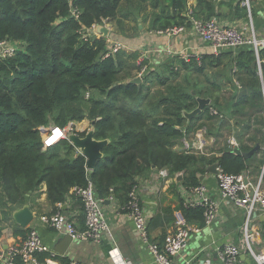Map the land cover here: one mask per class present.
Instances as JSON below:
<instances>
[{
    "label": "trees",
    "instance_id": "16d2710c",
    "mask_svg": "<svg viewBox=\"0 0 264 264\" xmlns=\"http://www.w3.org/2000/svg\"><path fill=\"white\" fill-rule=\"evenodd\" d=\"M216 1L196 0L192 17H220ZM123 2L135 11L147 2L152 10H159L150 19L153 32L183 26L188 21L187 9L180 0H174L172 7L168 6L170 0H0V41L21 44L12 58L0 59V235L3 223H10L14 237H26L29 229H21L10 220L11 212L26 205L42 185L55 207L68 199H77L81 204L73 190L91 183L102 205L113 197L118 212L125 214L123 208L130 192L139 179L153 172L166 169L172 177L183 172L181 184L187 189L200 184L197 175L214 164L231 175L251 169L249 159L226 148L218 157H206L174 147L200 128L197 123L218 119L210 116L206 107L188 122L182 114L196 108V98L210 99L212 107L219 106L223 120L218 123L227 119L240 127L234 139L242 153L261 144L264 90L254 51L206 54L199 65L167 59L157 69H147L139 84H123L140 69L136 63L139 55L124 51L109 54L106 39L89 35L93 25L105 21L114 22L127 38L123 21L118 19ZM227 2L229 7L235 3L240 16L246 15L247 8L239 7L245 0ZM73 10L77 17L70 14ZM258 58L264 63V50L259 51ZM224 60L227 63L222 73L230 96L221 106L214 96L220 90L215 73L209 79L207 70ZM233 67L235 73L230 69ZM178 70L184 71L189 89L153 93L152 84L159 81V88L169 87L171 77L180 76ZM84 120L93 123L95 140L108 141L92 170H87L86 159L66 139L45 149L42 144L44 129L50 125L65 128ZM76 134L84 137L86 132ZM245 142L253 145L248 147ZM180 212L188 225L204 228L201 208L181 207Z\"/></svg>",
    "mask_w": 264,
    "mask_h": 264
},
{
    "label": "crops",
    "instance_id": "0c3cea01",
    "mask_svg": "<svg viewBox=\"0 0 264 264\" xmlns=\"http://www.w3.org/2000/svg\"><path fill=\"white\" fill-rule=\"evenodd\" d=\"M192 6V0H187L188 9H191ZM214 6L216 11L220 13V17L217 19L222 24L235 27L247 38H254L257 41V51L264 47V44L261 43L264 39L263 0H245V2L240 4L239 7L245 6L247 8L245 16H240V13L235 11V3L229 7L227 0H217ZM131 12H134V15H132L135 18L136 25L135 31L130 30L129 33H126L128 35L127 38L119 32L114 33L112 27L109 25L110 22H103L101 24L109 29V35L106 38L107 43L121 41L125 47L123 51L128 54L137 53L139 55L138 58H143L142 64H144L145 68L154 70V68L157 69L166 62L159 59V56L155 52L163 47H171L178 52H189L202 56L211 53L208 45L191 28H188L185 34L170 39L150 30V19L159 10H152L149 2L142 5L140 9L136 11L133 9V11L128 13ZM139 21L141 23H138ZM139 24L141 25L140 29L138 28ZM250 49L256 55L253 46H244L239 48V50L232 51L235 55L236 52ZM227 52L223 50L218 55H223ZM226 63L227 61L224 60L221 65L214 69L216 85L220 88V90L215 91L214 96L216 95L215 98H217V102L221 106L230 96L229 85L222 73L226 67ZM230 69H232L233 73L236 72L234 67ZM258 75L260 76V71H258ZM133 76L134 78L136 77L135 71L132 72ZM232 81L236 88L240 90L241 86L237 83L238 81L235 76L232 77ZM209 106H212L211 102ZM218 107L213 108L218 112ZM220 120H223V116L221 119H218V121ZM218 121H201L197 123V126H200V128L195 132L194 140L192 139L190 143L191 145L194 142L195 146L201 144L203 150H206L205 154L208 155L206 157L220 156V151L225 148L228 149L229 140L234 139L236 133H239L240 127L235 126L234 121L228 122L227 119L224 120V123H218ZM228 126H231V132L228 131ZM75 128L78 133H82L88 127L83 124L82 127L75 126ZM209 130L211 133L213 131V135ZM258 139L260 140V137ZM186 140L187 138L182 139L180 143L185 145L187 144ZM245 145L251 147L253 144L251 142H245ZM258 146L259 150L254 153L248 162L253 178H258L264 169L263 138H261V144H258ZM178 150L182 151L181 149ZM76 153L78 154L77 151ZM199 182L207 187L212 199L218 204L216 220L210 226L202 228L200 233L190 237L185 250L173 258V264H204L206 261H210L212 264H221L216 255V250L225 244L238 245L240 247V257H244V259L240 258L241 261L249 264L253 259L247 252L244 239L246 227L244 211L236 208L228 200L220 199L215 175L211 174L208 170L201 175ZM137 187L140 205L148 221V241L151 244L162 246L166 235L173 230L174 214L181 211L180 191L183 189V185L181 182H176L174 176L169 175L165 179L159 177L156 171L147 178L139 179ZM45 191L46 187L42 185L29 197L26 205H28L34 217L29 226L35 227L45 248L54 251V245L62 241L61 239L64 234L56 233L51 228L37 223L36 218L41 215L49 216L59 210L62 216L73 223L76 229L81 230L84 227V216L81 204L78 203L77 199H68L64 204H59L54 207L48 201ZM102 209L110 230V237H106L100 245L72 240L71 245L64 255L61 256L54 251L56 257L52 259V264H70L71 262H76L77 264H155L148 248L139 239L132 221L128 216L118 212L117 203L106 201L102 205ZM13 211L11 212L10 219L12 221ZM8 224L3 223L4 229L0 235V252L23 239L22 237H14L12 235L11 225L10 223ZM247 229L255 238L253 251L257 253L264 248V213L260 212L252 216L247 224ZM47 259V253L39 255L41 264H46L45 261Z\"/></svg>",
    "mask_w": 264,
    "mask_h": 264
},
{
    "label": "built area",
    "instance_id": "2783aa9c",
    "mask_svg": "<svg viewBox=\"0 0 264 264\" xmlns=\"http://www.w3.org/2000/svg\"><path fill=\"white\" fill-rule=\"evenodd\" d=\"M70 14L77 17L76 10L71 11ZM185 15L188 18L185 25L168 28L164 31H157L155 33L170 39L185 34L187 29L191 28L195 34L208 45L211 54L214 56H217L223 50H236L244 46H253L255 52H257V41L254 38L251 39L245 37L235 27L224 25L215 17L208 20L195 19L192 17V10L188 9V7ZM94 26L95 25L92 26L89 35H94ZM261 43L264 44V39ZM20 46L21 44L19 43L0 41V59L4 60L12 58L20 49ZM124 48L125 47L121 42H111L109 54L114 55L119 51H123ZM155 52L162 61H166L167 59H177L185 64H188L191 61L196 62L198 65L201 63L202 55L189 52H178L171 47H163ZM136 63L140 68L136 73V77L143 78L147 73V68L142 66L143 58H138ZM176 68L177 67L175 66L174 69L176 70ZM208 107L210 116L217 117L218 119L222 118V115L214 108H211L210 106ZM87 131L88 129H86L85 132ZM56 132L61 134L59 140L66 139V135L70 132L74 134L78 133L74 129L73 124L68 125L65 128H57L55 126L53 128V126H49L44 129V134L42 135L44 149L52 146L50 138ZM236 148L237 143L235 142V139L232 138L229 140L228 150L233 151ZM184 150L188 152H199L201 155L208 156L203 152L201 144L195 146L194 142L191 145L186 144ZM216 171L215 178L220 199L228 200L236 208L241 209L245 213L246 227L244 231V239L247 252L255 264H264V248L257 253L253 251L255 238L247 229V224L252 216L259 212L264 213V169L258 178H253L250 170H246L238 175L226 174L218 167ZM158 176L165 179L169 177V173L166 169H162L158 171ZM73 192L74 195L80 199L82 204L84 216L83 229H76L73 223L63 217L59 210L49 216L41 215L37 217L36 222L51 228L56 233L70 236L73 241L100 245L106 237H110V230L102 209L103 201L95 197L91 183L85 188L74 189ZM180 198L182 208L202 209L204 227L210 226L216 220L218 204L212 199L209 190L203 184H198L195 187L187 189L183 188L180 191ZM108 201L114 202V198L110 197ZM123 210L127 211L124 215L128 216L132 221L139 239L148 248L155 264H173V258L185 250L190 237L201 232L200 228L188 225L183 219L181 212H177L174 214L173 230L166 235L162 246L149 243L147 234L148 221L140 205L138 187H134L130 192L129 202ZM42 253H47L48 255V259L45 263L52 264V259L56 257V253L52 250H47L35 227L29 226V231L24 239L8 246L6 250H1L0 264H41L39 261V255ZM216 255L221 264H243L240 259V247L238 245L225 244L216 250ZM70 264L77 263L71 262ZM204 264L212 263L206 261Z\"/></svg>",
    "mask_w": 264,
    "mask_h": 264
},
{
    "label": "water",
    "instance_id": "95a60500",
    "mask_svg": "<svg viewBox=\"0 0 264 264\" xmlns=\"http://www.w3.org/2000/svg\"><path fill=\"white\" fill-rule=\"evenodd\" d=\"M182 3V6L187 9V0H180ZM174 0H170L168 3L169 7H172ZM193 6L196 4V0H192ZM138 28H141V25H138ZM93 34L96 36H100L104 39L108 38L109 35V29L104 27L102 24H96L93 29ZM264 47L258 49L256 52V57L258 61V68L260 71V77L263 84L264 89V63L261 62L258 58V52L262 51ZM141 82V78L135 77L132 79H128L123 82V84H139ZM210 99H202V98H196L197 106L196 108L191 112H183L182 116L189 122L191 119L196 117L197 115L201 114L203 110L210 105ZM69 125H72L70 123ZM53 126V125H50ZM54 128V126H53ZM94 133V127L93 123L89 130L86 132L84 137H79L77 134L74 133H68L66 135V140L69 142L71 146L74 147V149L78 152L79 155L84 157L86 159V168L87 170H92L94 167L96 161L100 160L103 156L102 149L108 144V141L101 140L97 141L93 138ZM259 150V146L256 145L250 152L248 153H242L237 148L233 150V153L237 156L242 157L245 160L250 159L254 153H256ZM217 165L214 164L208 168V171L216 175L217 171ZM183 172H180L175 175V181L181 182L183 179ZM198 179H201V175H197ZM260 213V212H259ZM262 213V212H261ZM12 219L15 222V224L20 227L21 229H27L31 222L33 221L34 217L32 213L29 210L28 205H24L19 209H16L12 213ZM62 241L57 242L56 245H54L53 250L58 253L59 255H64L68 247L71 245L72 239L68 235H63ZM241 259H244L243 256L240 257Z\"/></svg>",
    "mask_w": 264,
    "mask_h": 264
},
{
    "label": "rangeland",
    "instance_id": "374dc122",
    "mask_svg": "<svg viewBox=\"0 0 264 264\" xmlns=\"http://www.w3.org/2000/svg\"><path fill=\"white\" fill-rule=\"evenodd\" d=\"M132 5H128V3H126V2H123L122 4H121V7H120V13L118 14V19L120 20V21H123V24H124V26H123V29H125V31H126V33L128 32H130V30L131 31H135V25H136V21H135V18H134V12H131L133 15H131V13L130 14H128V12H130V11H133V8L134 7H131ZM126 9H127V11H126ZM140 20V19H139ZM138 23H141V21H139ZM111 27H112V30H113V32L114 33H117V32H119V29H118V27L116 26V24L114 23V22H110V24H109ZM128 30V31H127ZM178 71H180V70H178ZM175 72V71H174ZM214 73H215V70L214 69H209V70H207V75H208V77H209V79H211V77L212 76H214ZM184 76H185V74H184V71H180V76H178L177 77V79L175 78V77H171V79H170V82L172 83V85H170L169 87H163V88H159L158 87V84H159V81L157 82H155V84L153 85H151V88L153 87V93L154 94H157V93H159V92H161V93H165L166 92V90H168V89H170V88H172V89H178V88H184V89H189V86L188 85H186L185 84V81H184ZM201 80L204 82L205 80H204V78H201ZM210 81H212V80H210ZM193 83L191 82V85H192ZM177 88H176V87ZM179 86V87H178ZM180 88V89H181ZM211 92V91H210ZM87 96H88V93H86L85 94V98L87 99ZM215 97H216V95H215ZM211 101V100H210ZM212 107V106H211ZM213 108V107H212ZM214 117V116H213ZM217 119V118H216ZM218 120V119H217ZM214 121V120H213ZM212 121V122H213ZM73 125H75L76 127H82V125L83 124H85L86 125V127H88L87 129L89 130V128L91 127V125H90V122L88 121V120H84V121H82V122H80V123H76V124H74V123H72ZM75 126H74V129L76 130V128H75ZM46 129V128H45ZM195 134L196 133H194V134H191L188 138H187V140H186V143L188 144V145H190V143L192 142V139L195 137ZM184 139H186V138H184ZM194 140V139H193ZM228 140V139H227ZM178 144H179V146H178ZM177 145H175V149H181L182 151L185 149V145L183 144H181L180 142L178 143ZM185 151V150H184ZM191 152H193V151H191ZM203 152L204 153H206V150H203ZM193 153H195L197 156H202L199 152H193Z\"/></svg>",
    "mask_w": 264,
    "mask_h": 264
},
{
    "label": "bare ground",
    "instance_id": "6f19581e",
    "mask_svg": "<svg viewBox=\"0 0 264 264\" xmlns=\"http://www.w3.org/2000/svg\"><path fill=\"white\" fill-rule=\"evenodd\" d=\"M60 135H61L60 133L56 132V133L50 138L51 143L54 144L55 142H57V141L59 140V136H60Z\"/></svg>",
    "mask_w": 264,
    "mask_h": 264
}]
</instances>
